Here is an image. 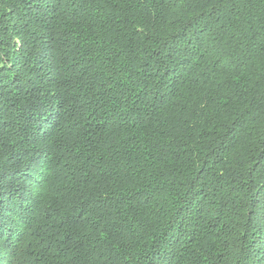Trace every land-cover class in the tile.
I'll return each mask as SVG.
<instances>
[{
	"label": "trees",
	"instance_id": "trees-1",
	"mask_svg": "<svg viewBox=\"0 0 264 264\" xmlns=\"http://www.w3.org/2000/svg\"><path fill=\"white\" fill-rule=\"evenodd\" d=\"M222 239L264 264V0H0V264Z\"/></svg>",
	"mask_w": 264,
	"mask_h": 264
},
{
	"label": "rangeland",
	"instance_id": "rangeland-1",
	"mask_svg": "<svg viewBox=\"0 0 264 264\" xmlns=\"http://www.w3.org/2000/svg\"><path fill=\"white\" fill-rule=\"evenodd\" d=\"M224 241H220L217 242V250L216 253L217 255L213 256V252L208 250V249H204L202 247V242L199 241L198 242V250H196V240L189 242V244H187V252L185 253L187 255V262L189 264L190 261L189 259H193L194 254H197V263L198 264H219V251L218 248H221L223 245H225V250H226V254L230 255V260H234V264H237V262H235V254H236V246L231 247L230 249H228V245H229V240L227 239H222Z\"/></svg>",
	"mask_w": 264,
	"mask_h": 264
}]
</instances>
